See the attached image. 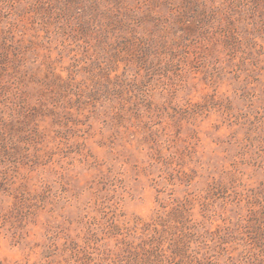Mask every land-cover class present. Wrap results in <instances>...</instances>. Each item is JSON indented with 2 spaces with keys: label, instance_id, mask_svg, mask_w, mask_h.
I'll use <instances>...</instances> for the list:
<instances>
[{
  "label": "rangeland",
  "instance_id": "374dc122",
  "mask_svg": "<svg viewBox=\"0 0 264 264\" xmlns=\"http://www.w3.org/2000/svg\"><path fill=\"white\" fill-rule=\"evenodd\" d=\"M0 264H264V0H0Z\"/></svg>",
  "mask_w": 264,
  "mask_h": 264
}]
</instances>
